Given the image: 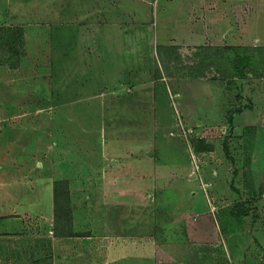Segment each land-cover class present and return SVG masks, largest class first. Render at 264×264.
I'll list each match as a JSON object with an SVG mask.
<instances>
[{
  "label": "rangeland",
  "instance_id": "374dc122",
  "mask_svg": "<svg viewBox=\"0 0 264 264\" xmlns=\"http://www.w3.org/2000/svg\"><path fill=\"white\" fill-rule=\"evenodd\" d=\"M191 33L205 44L264 45V0H0V134L21 139L0 144L2 167L18 169L0 175V198L14 197L13 183L17 198L37 196L34 181L44 173L66 178L78 230L92 235L56 237L54 218H30L0 231V264H264V154L254 127L187 121L177 104L194 149L203 139L213 151L194 160L187 150V166L165 137L176 136L160 121L169 112L185 140L167 86L187 70L172 62L157 76L158 46ZM234 48L210 50L206 65L233 74L240 53L249 58L246 76L264 80V51ZM240 91L231 94L230 120L253 104ZM157 135L184 173H159L160 189L151 185L131 210L115 204L125 155L109 139ZM173 179L185 186L181 199L168 191ZM128 244L141 250L127 253Z\"/></svg>",
  "mask_w": 264,
  "mask_h": 264
},
{
  "label": "crops",
  "instance_id": "0c3cea01",
  "mask_svg": "<svg viewBox=\"0 0 264 264\" xmlns=\"http://www.w3.org/2000/svg\"><path fill=\"white\" fill-rule=\"evenodd\" d=\"M211 35V34H209ZM197 37H201L199 35L190 34L186 36V40H181L177 42H168L163 43V45L173 44L175 45H207L205 44V40L202 42L194 41L197 39ZM207 38V37H205ZM191 39V40H190ZM190 40V41H189ZM212 44V43H210ZM160 63V62H159ZM181 68V67H179ZM184 69V68H181ZM180 69V70H181ZM161 74L163 76L168 75L167 72H164L161 70ZM160 74V75H161ZM175 76L174 78L176 81L174 83H171L173 86V92L178 91V108L181 109L182 113H184V116L186 117L187 121L191 118H195L198 122L203 123H209L214 126H218L219 124L224 123H230L232 122V125H235L236 127L240 126H251L254 127L256 130V139L255 143H259V151L264 154V80H261L260 76H252L253 78H250L249 76H241V75H231V76H225V77H211L206 75H190L188 71H182L178 72L177 74L173 73ZM160 77V76H159ZM253 80L251 82L252 88H249L250 82H244L248 80ZM250 84V85H251ZM242 91H244L243 95H246V97L251 98L253 101L252 106L249 108L247 105H242L240 108H237L235 111L232 112L231 120L228 117H225V112L229 110L230 108V98L232 97L231 94H233L238 87ZM242 91L240 93L242 94ZM168 96V95H167ZM170 99V98H168ZM170 106V100H167ZM131 106V105H130ZM152 107V104H150ZM166 111V110H165ZM167 114H163L164 116ZM169 112L165 118H160V121H163L162 123L166 124L169 123L171 125V135L176 136H165L166 138H170L176 143L175 146H179L181 151L187 156L188 155V146L185 140L178 134H174V129L176 126V121L174 117L172 116L170 118ZM230 117V116H229ZM171 121V122H170ZM12 128V127H11ZM9 128V129H11ZM174 128V129H173ZM8 129L3 130L0 134V144L4 146L9 141V147L13 144H20V137L18 133L13 134V138H11L10 131ZM9 136V137H8ZM178 136V137H177ZM176 137L177 139H175ZM160 136H154L152 139H148L147 141L137 139H123L122 141H118L115 138L111 137L109 139L110 144L114 148H119L123 150L124 158L122 159V165H119L120 163L117 162L119 166L115 168L116 172H121L120 175L122 177L119 179H115L116 189L118 191V197L115 201V204H118L120 206H124L126 209L131 210L134 203H144L146 201L145 198V191L154 184L158 189H160L161 184H163V181H165V178H162L159 176V173H174L175 176L183 174V169H186L187 166L190 164L189 156H187L188 164L185 167H176L172 165L171 159L169 156L173 158L174 153L172 148L166 149V153L169 155H165L164 149L162 147V144L159 140ZM198 141V140H197ZM12 142V143H11ZM24 142V141H23ZM201 141L198 143L200 144ZM192 144V143H191ZM194 152L197 154V152H210L213 151V148L211 144L205 140L202 146V149L196 148V145ZM150 147V148H148ZM27 148V147H26ZM146 148V150H144ZM2 150V147L1 149ZM197 150V151H195ZM16 151V150H15ZM1 154V153H0ZM2 155V154H1ZM0 155V156H1ZM196 156V155H195ZM167 157L169 158L167 162ZM1 161V160H0ZM116 163V161H115ZM124 163V165H123ZM152 164L155 166L153 167ZM150 165V167H148ZM177 165V164H176ZM7 170V173L18 171L13 170L12 168L6 169V166L2 167L0 164V175L2 173H5ZM115 172V174H116ZM6 173V174H7ZM217 173V172H216ZM215 173V174H216ZM152 174V175H151ZM38 179H43L42 183L38 182V187L36 180L34 181V188L36 192L38 193L37 196H33V198L28 197L29 195L24 192L23 194L20 193L19 197L17 198V195H15V189L17 187V184L13 183L10 187L13 188V194L14 197L10 199V201L6 202L2 198H0V231H4L9 226H14L16 230L21 229L24 224L28 221L30 218H38V219H53L55 218V210H54V180L51 174L44 173L42 176L38 177ZM59 179V178H57ZM60 179H66V178H60ZM68 180V179H67ZM169 180L171 178L169 177ZM176 179H173L172 184H168L171 192L173 191L177 192L178 197L181 199L183 195H181L179 192H182L185 188L182 184H179L178 182H175ZM181 181V180H180ZM166 182H169L166 180ZM68 181L69 186V196H70V206H71V215H72V229L74 232L79 233V236L82 237H92L89 232H79L78 230V221L75 216V208L72 205V193H71V186ZM163 190V189H162ZM192 194L191 197L197 196V190L194 189L191 190ZM32 193V192H31ZM195 193V194H193ZM121 194V196H119ZM159 194V193H158ZM160 196V195H159ZM229 196L231 198H235L236 193L229 189ZM121 197V198H120ZM123 197V198H122ZM42 198H44L42 200ZM144 199V200H143ZM44 201V202H43ZM12 209V210H11ZM11 214V215H10ZM96 217H93L92 220H95ZM98 218V225L103 226V222L100 221ZM128 221V220H127ZM97 225V224H96ZM52 230V228H51ZM83 233V234H81ZM78 236V235H73ZM58 237V236H56ZM64 237V236H60ZM66 237H72V236H66ZM83 242L86 244L87 241ZM130 248V251H129ZM127 253H132L138 250L136 245L129 244L125 246ZM143 250V249H142Z\"/></svg>",
  "mask_w": 264,
  "mask_h": 264
},
{
  "label": "trees",
  "instance_id": "16d2710c",
  "mask_svg": "<svg viewBox=\"0 0 264 264\" xmlns=\"http://www.w3.org/2000/svg\"><path fill=\"white\" fill-rule=\"evenodd\" d=\"M236 49L246 48V49H255L264 51V45H256L250 47H242V45L230 46V45H161L158 46V57L161 63V69L157 68V76H161L160 70L169 73V70L173 63L180 64L181 68H184L188 71L190 75H206L211 77H225L230 75H247L246 65L249 60L247 55H241L240 53L235 54L234 68L235 73L230 74L227 71H222L219 69H210L209 65H206L207 59L210 56V50H223L228 48ZM234 48V49H235ZM187 49V50H185ZM183 51H192L194 53H189L186 56H183ZM196 59L200 61L197 62ZM183 60V61H182ZM190 61V62H185ZM192 61V62H191ZM183 62V63H181ZM210 63V62H208ZM259 75V74H258ZM202 139V138H200ZM201 143L196 145V148L202 149L204 140H200ZM70 196H69V186L67 179H56L54 181V226L52 227L53 234L55 236H73L80 235L77 232H74L72 229V215H71V206H70Z\"/></svg>",
  "mask_w": 264,
  "mask_h": 264
},
{
  "label": "built area",
  "instance_id": "2783aa9c",
  "mask_svg": "<svg viewBox=\"0 0 264 264\" xmlns=\"http://www.w3.org/2000/svg\"><path fill=\"white\" fill-rule=\"evenodd\" d=\"M167 89H168V93H169V98H170L171 104L174 106L175 111H176L175 118L177 120L178 131L185 138V141L187 143L190 155L195 160V152H194V149H193V147L191 145V140L189 139V135H190V132H191L192 129L185 127V125L183 123V119H181L180 114H179L178 109H177V104H178V99L177 98H178L179 92L178 91L173 92V90L169 86H167ZM196 166H197V163H196Z\"/></svg>",
  "mask_w": 264,
  "mask_h": 264
}]
</instances>
